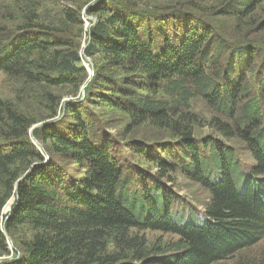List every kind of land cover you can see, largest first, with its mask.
Instances as JSON below:
<instances>
[{"label": "trees", "instance_id": "obj_1", "mask_svg": "<svg viewBox=\"0 0 264 264\" xmlns=\"http://www.w3.org/2000/svg\"><path fill=\"white\" fill-rule=\"evenodd\" d=\"M95 2L88 29L74 5L54 24L25 21L8 30L0 23V72L46 112L31 133L45 142L39 147L29 134L38 121L0 99V256L9 255L8 239L15 248L0 264H219L238 257L264 238V46L259 55L250 41L230 42L198 16L155 35L153 27L169 22L162 18L174 17L177 5L157 13L136 0ZM263 3L229 0L217 14L238 24ZM82 51L93 60L92 76ZM47 88L108 106L131 127L165 130L173 146L146 148L157 171L141 174L75 102L60 113V95ZM194 98L215 114L211 122L224 138L243 141L252 158L247 169L233 148L195 142ZM63 161L73 167L64 169ZM176 169L209 192L203 211L171 214L179 199L164 172ZM146 231L176 238L150 246Z\"/></svg>", "mask_w": 264, "mask_h": 264}, {"label": "rangeland", "instance_id": "obj_2", "mask_svg": "<svg viewBox=\"0 0 264 264\" xmlns=\"http://www.w3.org/2000/svg\"><path fill=\"white\" fill-rule=\"evenodd\" d=\"M228 1L229 0H136L138 7L143 8L150 6L151 8H156V10L152 11L157 13L164 12V9H158L159 7L178 6H176V10H179V12L173 14L175 15L174 17L169 16L168 20L166 17L162 18L163 21L169 22H161L160 27H153V33L157 36L165 32L168 35L169 33L176 32L181 24L185 22V19H183L184 16H198L201 17L202 21L214 23L215 29L222 32L230 42H252L254 48L260 55L261 52L259 50L264 46V30L258 31L257 27L260 21L264 19V3L258 8L254 15L236 24L230 17L217 14V9ZM95 4V0H0V23L8 30L15 29L19 24L25 21H31L37 24H54L63 17L66 7L74 5L75 9L80 10L82 14L84 29H88L96 21V16L89 13V8L93 7ZM173 11L174 10L171 12ZM82 44H84L83 41ZM89 59L91 60L92 66L88 63L87 59L82 56L84 66L91 72L93 71V60L91 58ZM257 68L255 64L251 72L247 73L249 86L254 84ZM84 85H86V83ZM82 89L85 90V86ZM47 90L60 95V113H62L63 108H66L68 102H75L73 105L75 104V109L77 111H81L85 118L88 119L89 117L95 125V128H98L102 134L111 139L113 146L117 147L118 151H125L124 155L119 153L120 157H124V160L128 157L129 161H136V163L130 164L133 165L130 167L140 171L139 173L141 174L146 173L152 175L153 172L157 171V167L144 157L146 148L159 151L165 148V146H167V149L169 146H173L170 142L175 141V138L165 130L155 128L146 123L137 127H131L124 115L116 110H112L108 106L92 100H84L83 104H79V102H76L77 98H81L78 96V93L65 94L63 90L53 88H47ZM83 98L84 94L82 96V99ZM0 99L10 102L16 110L38 121L31 127L29 134L33 143L37 146L40 147L42 144H45V142H35L31 134L32 129L41 126L44 118H46L45 109L41 106H37L32 100L31 94L26 91V89H23L20 83L8 79L3 72H0ZM190 110L198 117L199 121L198 124H193L194 135L197 137L195 142L200 143L202 146H206L205 144L208 142V144H213L218 148H233L240 167L247 169V165L252 162V158L245 149L243 141L237 137L224 138L211 122L215 114L210 111L207 104L200 98H194L190 102ZM205 149L207 151L208 148ZM48 159L49 157L46 156V162ZM60 165L66 170H70V167H73V165L67 163V161L61 162ZM164 174L170 179L169 181L164 176V185L170 188L176 199H179L177 204L172 206L173 211L171 214L173 216L174 214H182V216L185 217L184 210L188 207L192 208V210L195 209L196 212L204 210V206L209 197V192L204 187L189 180L187 176L178 169L174 171H165ZM11 203L12 199H10L3 212L9 210ZM0 224L2 225L1 219ZM143 234L150 246L166 244L176 238L171 234L153 231H146ZM9 242L11 241L8 239V243ZM8 249L9 255H1L0 260L15 255V248L12 242L8 244ZM239 258L249 259L251 261L254 259L264 261V238L254 246L241 251L238 257L234 256L228 258L219 264H233L235 260Z\"/></svg>", "mask_w": 264, "mask_h": 264}, {"label": "water", "instance_id": "obj_3", "mask_svg": "<svg viewBox=\"0 0 264 264\" xmlns=\"http://www.w3.org/2000/svg\"><path fill=\"white\" fill-rule=\"evenodd\" d=\"M96 2H98V1H96ZM83 46H84V45H83ZM82 56H83L85 59H87V61H88L89 64H91V60L89 59V57H86V56L84 55L83 51H82ZM91 66H92V64H91ZM92 74H93V72L91 71V72H90V76H92ZM84 86H85V85H84ZM84 86H83V87H84ZM83 87H82V88H83ZM82 88H81V95L83 96V94H84V89H82ZM35 142H37V141L35 140ZM17 184H18V183L15 184V189L17 188ZM4 212H6V210H5ZM1 228H2V230L4 229L3 224L1 225ZM9 243L11 244V242H9Z\"/></svg>", "mask_w": 264, "mask_h": 264}]
</instances>
